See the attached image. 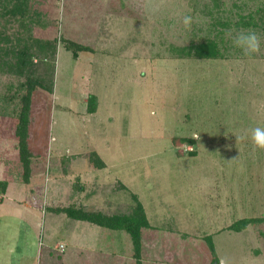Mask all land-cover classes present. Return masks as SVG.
<instances>
[{
    "label": "rangeland",
    "instance_id": "374dc122",
    "mask_svg": "<svg viewBox=\"0 0 264 264\" xmlns=\"http://www.w3.org/2000/svg\"><path fill=\"white\" fill-rule=\"evenodd\" d=\"M209 1L38 0L47 27L35 33L57 40L53 92L31 90L26 175L15 133L25 76L0 72V264H135L126 231L64 210L128 214L137 201L149 222L141 264H211L208 236L219 264H264V150L251 140L264 127V31L245 29L261 52L244 55L227 37L243 28L211 25ZM221 2L233 20L264 0ZM205 37L222 57L178 54ZM66 40L86 49L74 57ZM244 217L255 221L230 229Z\"/></svg>",
    "mask_w": 264,
    "mask_h": 264
},
{
    "label": "trees",
    "instance_id": "16d2710c",
    "mask_svg": "<svg viewBox=\"0 0 264 264\" xmlns=\"http://www.w3.org/2000/svg\"><path fill=\"white\" fill-rule=\"evenodd\" d=\"M38 0H0V72L24 77L19 82V91L26 88V92L20 96L23 101L22 110L18 111V122L16 125V136L18 137L19 159L23 165L25 174L28 175L32 153L27 148V112L30 107L31 90L42 88L50 93L53 92L54 59L57 52V40L55 38H43L37 36L35 28H46L45 12L37 8ZM222 5L221 0H210L204 4L208 17L212 20L211 25L235 28H260L264 31V3L255 9L244 13H238L237 17L231 20L230 17L221 16L219 10ZM218 41L211 37H205L199 42L191 41L187 46L179 48V55L196 58H217L222 57L223 52L218 48ZM65 47L71 50L74 57L77 52L85 50L86 47L76 44V42L66 40ZM37 59L38 62H34ZM52 62V64H51ZM44 70H40L41 66ZM94 103L93 98L89 99ZM4 105L0 101V114ZM93 161L97 162V168L103 166L96 154H93ZM7 187L6 181H0V191L4 192ZM136 198V197H135ZM64 211L74 219L86 220L111 230H124L132 240L134 248L135 264L140 263L141 251V229L147 227L149 222L141 204L137 205L128 214H105L102 211L86 210L84 207ZM255 218L244 217L233 222L229 227L232 230L240 231ZM207 243L213 254L211 264H219L216 257L214 244L211 236L207 237Z\"/></svg>",
    "mask_w": 264,
    "mask_h": 264
},
{
    "label": "clouds",
    "instance_id": "9594fccd",
    "mask_svg": "<svg viewBox=\"0 0 264 264\" xmlns=\"http://www.w3.org/2000/svg\"><path fill=\"white\" fill-rule=\"evenodd\" d=\"M183 23L185 27H189L192 24V17L185 16L183 18ZM227 37L231 40L232 44L239 48L244 55L251 56L253 54H260L261 52V38L255 32L251 30L238 29L231 30L227 33ZM237 143L244 139L245 136L236 135ZM193 138L198 139L199 137L193 136ZM251 140L255 149L264 150V127H255L251 129Z\"/></svg>",
    "mask_w": 264,
    "mask_h": 264
},
{
    "label": "crops",
    "instance_id": "0c3cea01",
    "mask_svg": "<svg viewBox=\"0 0 264 264\" xmlns=\"http://www.w3.org/2000/svg\"><path fill=\"white\" fill-rule=\"evenodd\" d=\"M80 243H81V242H80ZM80 243L74 244V246H75V247H74V251H75L74 253H76V250H78V249H76V247L79 246ZM75 255H76V254L71 255V257H70V261H78L77 258H79V257H78V256L75 257ZM80 262H81V261H80Z\"/></svg>",
    "mask_w": 264,
    "mask_h": 264
},
{
    "label": "built area",
    "instance_id": "2783aa9c",
    "mask_svg": "<svg viewBox=\"0 0 264 264\" xmlns=\"http://www.w3.org/2000/svg\"><path fill=\"white\" fill-rule=\"evenodd\" d=\"M58 246L60 247V250L64 249V244L60 243V245L58 244Z\"/></svg>",
    "mask_w": 264,
    "mask_h": 264
}]
</instances>
